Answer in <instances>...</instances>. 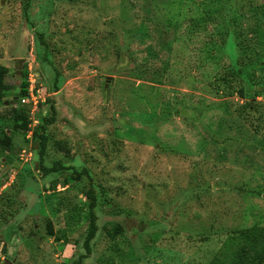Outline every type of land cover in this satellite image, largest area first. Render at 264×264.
Returning a JSON list of instances; mask_svg holds the SVG:
<instances>
[{"label": "rangeland", "instance_id": "1", "mask_svg": "<svg viewBox=\"0 0 264 264\" xmlns=\"http://www.w3.org/2000/svg\"><path fill=\"white\" fill-rule=\"evenodd\" d=\"M0 65V264H208L264 226V0H0Z\"/></svg>", "mask_w": 264, "mask_h": 264}, {"label": "trees", "instance_id": "2", "mask_svg": "<svg viewBox=\"0 0 264 264\" xmlns=\"http://www.w3.org/2000/svg\"><path fill=\"white\" fill-rule=\"evenodd\" d=\"M25 85L26 83L24 81L20 82L18 91L19 96L15 97L16 100H20V97L27 94ZM11 87L12 86L5 81V69L0 65V101L4 97L6 90ZM253 92L257 94L259 91L253 89ZM240 93H242L241 88L239 90V94ZM43 125L44 124L41 123L39 128L42 129ZM34 134L38 136V152L42 155L47 139L46 133L40 131L38 134L36 132H34ZM9 145V139L5 136H0V150H6ZM53 165L54 164H52L51 167H53ZM40 166L43 169L42 162H40ZM51 167L45 168V172L49 171ZM86 195L91 196L90 192ZM89 206H92V204L90 203ZM109 223L110 227L106 229L105 234L112 240L121 230V224L118 222ZM94 229V225L90 224L88 226L87 232L82 241V245L86 249L88 248V240L93 236ZM219 252L220 253L212 258L208 264H264V226L252 224L251 226L234 230L223 241L219 248Z\"/></svg>", "mask_w": 264, "mask_h": 264}, {"label": "built area", "instance_id": "3", "mask_svg": "<svg viewBox=\"0 0 264 264\" xmlns=\"http://www.w3.org/2000/svg\"><path fill=\"white\" fill-rule=\"evenodd\" d=\"M38 91V89H35V92H34V87H32L31 85H28V88H27V99L28 98H30L31 100H32V104L34 105V104H36V102H37V97H38V95H37V92ZM33 93H36L35 95L33 94ZM21 100V102H24L25 100L23 99V98H21L20 99Z\"/></svg>", "mask_w": 264, "mask_h": 264}, {"label": "water", "instance_id": "4", "mask_svg": "<svg viewBox=\"0 0 264 264\" xmlns=\"http://www.w3.org/2000/svg\"><path fill=\"white\" fill-rule=\"evenodd\" d=\"M5 262H8L7 260H5Z\"/></svg>", "mask_w": 264, "mask_h": 264}]
</instances>
